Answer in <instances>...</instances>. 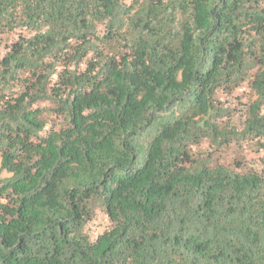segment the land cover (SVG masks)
Listing matches in <instances>:
<instances>
[{"label":"trees","instance_id":"trees-1","mask_svg":"<svg viewBox=\"0 0 264 264\" xmlns=\"http://www.w3.org/2000/svg\"><path fill=\"white\" fill-rule=\"evenodd\" d=\"M1 172L0 264H264V0H0Z\"/></svg>","mask_w":264,"mask_h":264},{"label":"rangeland","instance_id":"rangeland-1","mask_svg":"<svg viewBox=\"0 0 264 264\" xmlns=\"http://www.w3.org/2000/svg\"><path fill=\"white\" fill-rule=\"evenodd\" d=\"M238 94H242L243 96H245L246 95V93H245V91H243V89L242 90H239L238 92H237ZM245 100V99H244ZM7 175L4 173V172H1L0 173V178H4V177H6Z\"/></svg>","mask_w":264,"mask_h":264}]
</instances>
